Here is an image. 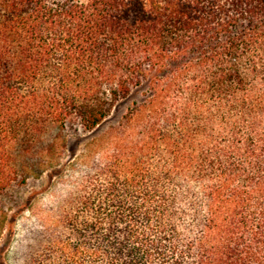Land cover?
I'll use <instances>...</instances> for the list:
<instances>
[{"label": "trees", "instance_id": "16d2710c", "mask_svg": "<svg viewBox=\"0 0 264 264\" xmlns=\"http://www.w3.org/2000/svg\"><path fill=\"white\" fill-rule=\"evenodd\" d=\"M68 128L87 173L27 264H264V0H0V237Z\"/></svg>", "mask_w": 264, "mask_h": 264}, {"label": "rangeland", "instance_id": "374dc122", "mask_svg": "<svg viewBox=\"0 0 264 264\" xmlns=\"http://www.w3.org/2000/svg\"><path fill=\"white\" fill-rule=\"evenodd\" d=\"M82 1L88 2V0ZM133 101L132 98L120 104L113 117L114 122H117L127 112ZM60 133L61 129L51 128L47 134L40 138L37 151L45 149ZM66 135L69 137V143L62 153L63 167L61 170H64L63 176L67 175V178L61 179V176H52L53 174L31 177L26 184L13 185L2 198L4 208L8 211L12 223L0 237V264H27L29 246L34 245L37 248L41 240L38 222L41 218H57L61 202L68 199V196L74 191L79 176L87 173L86 168L73 169L71 166L75 165L76 158L83 152L93 134L75 132L74 128H68ZM27 150L28 148L22 151V155L28 156L26 161L32 164V161L37 160V157L32 158L29 155L31 152L29 153ZM30 202H33L34 210L28 212L27 208Z\"/></svg>", "mask_w": 264, "mask_h": 264}]
</instances>
